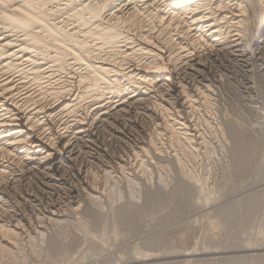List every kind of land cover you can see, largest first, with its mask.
Instances as JSON below:
<instances>
[{"label":"bare ground","instance_id":"obj_1","mask_svg":"<svg viewBox=\"0 0 264 264\" xmlns=\"http://www.w3.org/2000/svg\"><path fill=\"white\" fill-rule=\"evenodd\" d=\"M253 42L257 54L264 0H0V207L11 187L38 179L45 193L25 199L30 213L43 212L38 224L63 223L62 200L76 204L81 193L96 203L105 185L82 166L78 142L92 143L97 123L151 93L137 101H151L147 111L157 122L133 167L146 175L144 157L168 145L185 179L203 188L192 167L209 145L198 111L212 107L211 86L201 73L212 74L211 59L223 56L250 68ZM161 91L173 95L159 99ZM46 195L62 200L49 205ZM12 208L13 215L1 208L12 221L0 219V258L18 256L26 227L24 209Z\"/></svg>","mask_w":264,"mask_h":264},{"label":"rangeland","instance_id":"obj_2","mask_svg":"<svg viewBox=\"0 0 264 264\" xmlns=\"http://www.w3.org/2000/svg\"><path fill=\"white\" fill-rule=\"evenodd\" d=\"M255 44L246 48L250 68L223 56L211 59L212 74L201 73L211 86L212 107L198 111L209 145L192 167L203 188L185 179L168 145L144 157L146 175L136 171V153L149 148L157 122L147 111L151 101H137L152 93L141 95L114 110L105 124L97 123L95 138H87L92 143L78 142L82 166L105 185L96 203L84 193L76 204L46 195L49 205L65 201L63 223L38 224L43 212L30 213L25 199L33 192L43 196L40 179L11 187L0 213L24 209L27 217L19 220L26 227L19 233L18 258L2 256L0 264H264V44L254 54ZM165 92L159 99L172 97ZM206 120L216 134L206 129Z\"/></svg>","mask_w":264,"mask_h":264}]
</instances>
